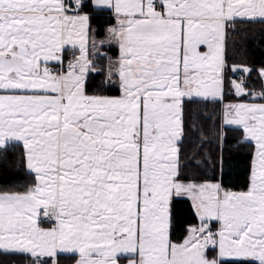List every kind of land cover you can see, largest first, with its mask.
Returning <instances> with one entry per match:
<instances>
[{
  "label": "snow or ice",
  "instance_id": "6c2138e0",
  "mask_svg": "<svg viewBox=\"0 0 264 264\" xmlns=\"http://www.w3.org/2000/svg\"><path fill=\"white\" fill-rule=\"evenodd\" d=\"M264 0H0V264H264Z\"/></svg>",
  "mask_w": 264,
  "mask_h": 264
},
{
  "label": "trees",
  "instance_id": "16d2710c",
  "mask_svg": "<svg viewBox=\"0 0 264 264\" xmlns=\"http://www.w3.org/2000/svg\"><path fill=\"white\" fill-rule=\"evenodd\" d=\"M254 27L260 28L264 27V25H255ZM17 173L12 168H7L4 171L0 172V183H3L5 178H7L9 181L14 180L17 177Z\"/></svg>",
  "mask_w": 264,
  "mask_h": 264
}]
</instances>
